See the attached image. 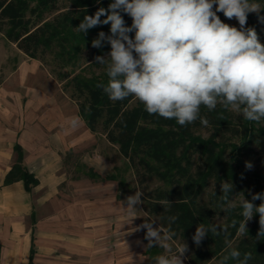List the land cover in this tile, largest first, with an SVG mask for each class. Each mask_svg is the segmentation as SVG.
Returning <instances> with one entry per match:
<instances>
[{"label": "trees", "instance_id": "obj_1", "mask_svg": "<svg viewBox=\"0 0 264 264\" xmlns=\"http://www.w3.org/2000/svg\"><path fill=\"white\" fill-rule=\"evenodd\" d=\"M60 2L66 4L60 8ZM112 0H0V32L5 39L26 57L37 60L59 82L63 93L68 94L78 116L92 133H101L105 140L117 147L142 188V207L149 216H155L161 229L175 233L171 240L186 239L198 224L206 228L216 226L201 241L193 257L199 264L207 254L220 261L231 249L243 256L250 252L248 264H264V236L257 238L259 215L253 217V228L248 235L237 239L244 217L229 206L233 196L243 195L251 200L248 188L254 193L264 192V122L247 121L232 111L217 107L209 112L201 108V114L209 120L207 127L199 121L181 127L176 121L149 115L144 105L134 96L112 101L98 87L106 84V65L95 61L97 55L106 56L110 45L92 47V40L103 31L109 34L110 25L89 29L87 34L76 30L85 15H93L98 8H107ZM264 9V0H255ZM46 15H53L48 18ZM124 15L127 25L131 17ZM258 17L264 16V10ZM254 15V16H256ZM104 19V17H101ZM248 20L246 27L254 28ZM130 35L134 36V33ZM201 130L207 134H196ZM252 146L262 153L263 169L251 170L246 163L256 155ZM15 160L4 177L3 186L22 182L27 192L38 181L22 163V150L14 146ZM85 175L93 180L100 176L91 168ZM106 179L118 182L113 173ZM148 179L158 180L162 186L145 190ZM232 182L233 194L227 201L220 197V184ZM212 186L208 203L201 197ZM259 205L260 200L253 201ZM223 204V208L221 205ZM227 209V211H225ZM224 217L216 224V217ZM175 217L174 221L169 218ZM202 248L206 250L202 251ZM145 254L151 260L153 251L147 247ZM32 256V249L30 257ZM229 264H235L229 261Z\"/></svg>", "mask_w": 264, "mask_h": 264}, {"label": "clouds", "instance_id": "obj_2", "mask_svg": "<svg viewBox=\"0 0 264 264\" xmlns=\"http://www.w3.org/2000/svg\"><path fill=\"white\" fill-rule=\"evenodd\" d=\"M262 10L255 0H112L107 8L85 15L76 30L86 35L89 29L110 25L109 34L101 31L91 42L98 49L105 42L110 45L106 56L95 57L98 64L106 65L108 81L97 86L110 100L134 96L149 115L174 119L181 127L197 121L207 127L209 120L201 114V108L212 112L218 106L247 121L261 123L264 44L255 28L246 24L249 13L259 14ZM219 12L227 19L235 18L239 28L224 23ZM122 13L131 17V25L126 24ZM260 19L264 22V17ZM71 123L75 127L78 118ZM246 167L251 169V163ZM233 190L232 182L221 183V199L227 201ZM250 194L251 200L243 196L240 201L244 217L240 231L247 230V222L258 214L259 238L264 236V192ZM141 195L128 196V207L135 209L142 203ZM255 200L261 203L256 205ZM140 227L146 229V247L171 251L166 241L173 238L174 232L167 230L162 235L160 226L154 228L152 222ZM209 231L216 232V226L197 225L192 237L197 246ZM187 250L183 242L177 254L158 255L154 264H184ZM251 259L250 252L242 256L231 249L218 264H248Z\"/></svg>", "mask_w": 264, "mask_h": 264}, {"label": "crops", "instance_id": "obj_3", "mask_svg": "<svg viewBox=\"0 0 264 264\" xmlns=\"http://www.w3.org/2000/svg\"><path fill=\"white\" fill-rule=\"evenodd\" d=\"M26 58L19 62L11 86L27 89L29 69L25 71L23 65H29L56 86L60 99L51 104L58 105L62 115L51 124L45 121V109L38 119L31 115L30 100L25 97V102L18 101L14 122L13 103L4 109L0 100V264H131L133 255H142V237L133 232L131 208L119 199L118 183L106 179L114 173L112 162L93 148L81 155V161L100 179L85 173L67 179L62 169L66 152L92 149L95 134L78 116L75 103L60 94L49 72L37 60ZM67 110L78 118L79 127H75L85 137L72 136L76 130ZM16 144L22 150L23 165L38 181L30 192L20 181L3 186L15 160Z\"/></svg>", "mask_w": 264, "mask_h": 264}, {"label": "rangeland", "instance_id": "obj_4", "mask_svg": "<svg viewBox=\"0 0 264 264\" xmlns=\"http://www.w3.org/2000/svg\"><path fill=\"white\" fill-rule=\"evenodd\" d=\"M59 6L60 8H63L66 6V4L64 2H60ZM256 14L257 13H249L247 17V21L248 20L254 21L255 23L254 28L258 34L259 40L262 44H264V22H262L260 17H258ZM217 15L220 17V19L224 23L239 28L238 21L235 18L227 19L222 12L217 13ZM46 16L48 18H51L53 15H46ZM22 58L23 60L27 59L26 56L23 53H21L15 47L14 44L8 42L5 39L3 33L0 32V100L2 98L1 101H2L3 108L4 109L8 108L11 106L10 104L13 103V109L11 112V115H12L11 120L13 119L14 122H16L17 111L20 110L18 101L25 102V99H26L25 97H28L27 100L28 99L30 100V103H29L30 105L29 108L31 109L30 112L33 111L31 112V115L35 116L38 119H42L43 114L47 113L48 120L45 119V121L52 124L56 120L57 117H60L62 115L61 114L62 112L58 105L54 107L51 104L53 101L55 100L58 101L60 99L58 90H56V86L51 83L50 81L51 79H48V78L43 77L42 75H39L35 71L31 70L29 65L24 64L23 68L25 69V71L29 69V73H28L29 80L27 81L28 82L27 89L22 90L18 88L17 86H11L13 85L12 80L15 78V75H16L15 71ZM52 81H54V79H52ZM57 83L59 85V89L61 90V87L58 81ZM11 91H14L16 94L12 96V94H10ZM60 94L62 96L65 95L68 97V94L63 93L62 90ZM44 105L46 107H43ZM45 109L47 111L43 113ZM67 114L71 121L73 119L71 111L69 112V110H67ZM234 115L238 117H242L238 115L237 113H234ZM76 127H79V126H76ZM76 127L74 128L76 132L75 131H74L75 133L72 132V136L73 134L74 135L77 134V136L82 135V137H85V134L83 133L80 134L82 130ZM196 134L202 137L207 136V134L201 130L196 131ZM93 137L96 139V142L92 146V149L86 148L85 153L73 152L71 150L66 152L63 158V161H62V169L65 171L68 177L67 179H76L79 176H81V174L87 171L86 168L83 167L84 164L81 161V155L83 156V154L93 151V148H96V152H99V154L103 155L109 161L112 162L113 167H114V174L116 175L117 180L121 181L120 186L118 185L119 186V192H118L119 199H121L123 202H127L126 198L128 196H132L135 193H141L142 188L137 186V178L135 177L134 172L130 169L127 161L120 156V154L118 153L117 147L114 145L108 144L101 133H95ZM252 148L254 151H256V155L249 161V163H251L252 165L251 170L263 169L260 163V157L262 156V153L257 150L256 146H252ZM160 186H162V184L156 179H148L145 181L143 185L145 190L154 189ZM211 192H212V186H210L206 190L205 194L201 197V200H200L201 203L203 204L208 203ZM248 192L253 193L254 186L251 185L248 188ZM242 199H243V195H237V196H233L229 201V206L235 208L237 214L242 213L243 211V209L240 207V201ZM134 207L135 209L131 208L132 226H133V232L138 233V235H141L142 237V241H141L142 246H140L141 247L140 253L142 255H133L132 258H134V260L132 261L131 264H154V258L158 255L177 254L183 242L186 243L188 246V250L184 254V264H194L193 257L196 251L200 248V244L199 246H197L196 243L192 239L195 231L191 232L190 235L186 239L166 241V243L170 245V249H171L170 252L166 251L163 247H159V246L151 247V250L153 251V256H152V259L150 260L148 256L145 254V251L147 249L146 246L148 244V241L145 239L146 229H143L140 226L144 222H152L154 228L159 227V224L155 216L147 215L141 203L138 205H135ZM253 221L254 220L252 218L251 220L247 222V225H246L247 230H245L244 232H241L240 229L238 230L237 239L234 243H231L230 246L233 247L239 239L246 237L248 235L250 229L253 228ZM215 222L216 224H222L224 222V217H221V216L216 217ZM161 232L163 235L164 231L162 229H161ZM135 249L137 248H133V251H137ZM203 250L205 251L206 249L202 248V251ZM218 262L219 261H217L214 258V256L207 254L199 264H218Z\"/></svg>", "mask_w": 264, "mask_h": 264}]
</instances>
